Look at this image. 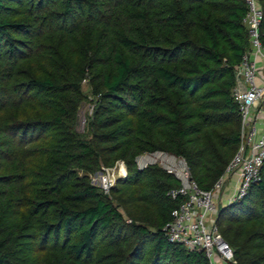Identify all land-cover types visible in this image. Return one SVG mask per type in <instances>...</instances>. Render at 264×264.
Wrapping results in <instances>:
<instances>
[{"label":"trees","instance_id":"obj_1","mask_svg":"<svg viewBox=\"0 0 264 264\" xmlns=\"http://www.w3.org/2000/svg\"><path fill=\"white\" fill-rule=\"evenodd\" d=\"M246 12L244 0H0V264H209L165 235L178 180L135 160L182 158L205 191L225 174ZM83 81L94 108L78 134ZM117 162L126 176L104 194L91 176ZM216 224L235 264H264V163Z\"/></svg>","mask_w":264,"mask_h":264},{"label":"built area","instance_id":"obj_2","mask_svg":"<svg viewBox=\"0 0 264 264\" xmlns=\"http://www.w3.org/2000/svg\"><path fill=\"white\" fill-rule=\"evenodd\" d=\"M244 1L247 12L243 23L249 35V51L236 69L232 89V98L238 104L241 118L240 144L225 174L211 190L205 191L191 179L182 158L157 151L142 154L135 160L138 170L156 164L178 180L179 186L167 193L171 199L181 200L164 227L165 235L170 243L202 252L209 264H235L233 251L216 224L219 208L243 198L250 186L260 179L264 163V47L259 39L262 10L258 0ZM112 168L102 167L91 176V183L104 194H108L114 185ZM230 176L236 177L237 189L229 200L225 198L224 201L220 192Z\"/></svg>","mask_w":264,"mask_h":264},{"label":"rangeland","instance_id":"obj_3","mask_svg":"<svg viewBox=\"0 0 264 264\" xmlns=\"http://www.w3.org/2000/svg\"><path fill=\"white\" fill-rule=\"evenodd\" d=\"M81 92L83 93L84 96H86V100L80 106V109L78 112L76 132L78 134H87V132H88L87 120L92 115L94 103L92 101V95L90 93V87L86 81L82 82ZM152 166H158V165L154 164ZM110 172H112L114 175L113 177H114V184H115L117 179L125 176L126 168L124 165H121L118 162L110 170ZM236 189H237L236 177H234V176L228 177V180L223 184L222 191L220 192L222 194V196H224V201H225V198L229 200L235 194ZM121 210H122V208H121ZM218 264H226V263L220 262Z\"/></svg>","mask_w":264,"mask_h":264}]
</instances>
